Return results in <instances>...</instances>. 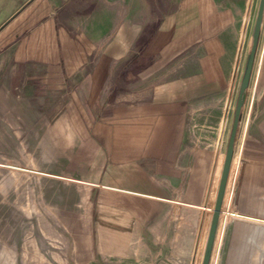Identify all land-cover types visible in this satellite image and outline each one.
<instances>
[{
	"label": "crops",
	"instance_id": "crops-1",
	"mask_svg": "<svg viewBox=\"0 0 264 264\" xmlns=\"http://www.w3.org/2000/svg\"><path fill=\"white\" fill-rule=\"evenodd\" d=\"M253 3L0 0V101L63 99L60 130L87 149L71 176L90 186L91 264H202ZM248 86L213 248L221 223L262 220L264 41Z\"/></svg>",
	"mask_w": 264,
	"mask_h": 264
},
{
	"label": "rangeland",
	"instance_id": "rangeland-1",
	"mask_svg": "<svg viewBox=\"0 0 264 264\" xmlns=\"http://www.w3.org/2000/svg\"><path fill=\"white\" fill-rule=\"evenodd\" d=\"M258 5L259 0H254L244 37L242 66L234 85L227 122L226 145ZM261 33L259 44L264 41V18ZM249 94L248 86L241 126L251 107ZM25 95L32 99L0 101V108L26 112V116H0V264H91L90 186L71 176L86 167L78 160L86 155L87 149L73 141V133L60 130L66 122L74 120L71 116L55 115L64 105L63 99L52 94L44 99L37 93ZM41 111L47 115H40ZM11 122H15V126ZM259 198L262 204L256 206L264 207V196ZM231 200L229 185L224 213ZM256 214L262 220L256 221L254 227H236L235 232L230 233V228L225 226L222 234L220 224L210 264H231L227 257L233 241L242 249V264H264V211ZM238 237H241L240 242Z\"/></svg>",
	"mask_w": 264,
	"mask_h": 264
},
{
	"label": "water",
	"instance_id": "water-1",
	"mask_svg": "<svg viewBox=\"0 0 264 264\" xmlns=\"http://www.w3.org/2000/svg\"><path fill=\"white\" fill-rule=\"evenodd\" d=\"M263 18H264V0H259L258 10H257L256 18H255L253 31H252L249 56H248L244 74H243L240 87H239L238 98H237L236 107L234 111V118H233L230 135H229V139L227 143L223 169H222V173H221V177H220V181L218 185L216 200H215L212 219H211V225L209 228L207 243H206L205 251L203 254L202 264H210V258H211V252L213 249L217 222L220 216L222 202H223L225 189L227 185V179L229 175V170H230L231 162L233 159L234 146H235V141H236V137L238 133L239 124H240L241 117H242V107H243L245 96H246V90L250 82L251 73L253 70L255 57L257 54V49H258L262 25H263Z\"/></svg>",
	"mask_w": 264,
	"mask_h": 264
},
{
	"label": "bare ground",
	"instance_id": "bare-ground-1",
	"mask_svg": "<svg viewBox=\"0 0 264 264\" xmlns=\"http://www.w3.org/2000/svg\"><path fill=\"white\" fill-rule=\"evenodd\" d=\"M247 89H248V87H247ZM246 93H247V90H246ZM214 208V207H213ZM221 213V212H220Z\"/></svg>",
	"mask_w": 264,
	"mask_h": 264
}]
</instances>
